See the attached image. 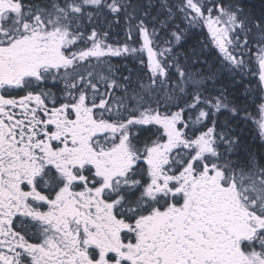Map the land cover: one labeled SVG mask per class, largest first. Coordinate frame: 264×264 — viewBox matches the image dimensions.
Segmentation results:
<instances>
[{
  "label": "trees",
  "instance_id": "1",
  "mask_svg": "<svg viewBox=\"0 0 264 264\" xmlns=\"http://www.w3.org/2000/svg\"><path fill=\"white\" fill-rule=\"evenodd\" d=\"M19 1L30 7V16L41 8L45 26L68 29L80 50L96 43L118 49L115 55L68 62L70 66L40 63L12 83L2 82L0 72V167L16 168L19 178L9 179L16 187L14 196L18 189L26 192L19 197L30 200L27 205L33 212L43 210L45 203L31 199L27 192L53 200L55 191L70 183L73 175L79 188L87 182L100 183L90 163L73 169L72 163L67 164L69 175L54 165L58 158L63 161L70 156L65 146L72 145L69 139L56 137L64 133L56 119L75 113L101 129L97 133L80 123L89 134L88 149L95 154L110 150L119 140V131L102 129L123 126L121 134L133 159L124 176L129 181H146L143 160L147 150L165 139L158 122L135 121L153 114L176 118V128L186 141L207 130L212 132L208 153L199 156L192 147L181 149L184 153L174 158L179 169L191 162L193 168L213 166L225 174L250 175L253 178L244 179L243 184L264 194V100L257 77L258 58L264 54V0ZM197 8L203 16H216V8L234 16L229 55L212 40ZM142 33L158 54V69L151 67L145 56ZM70 47L63 46L61 51L70 55ZM84 152L88 154L87 148ZM27 162L36 168L30 175L18 169ZM6 176V170L0 169L1 183L8 181ZM133 187H122L128 189L130 199L123 206L134 203ZM23 216L14 218V229L22 239L42 244L45 237L39 227Z\"/></svg>",
  "mask_w": 264,
  "mask_h": 264
},
{
  "label": "flooded vegetation",
  "instance_id": "2",
  "mask_svg": "<svg viewBox=\"0 0 264 264\" xmlns=\"http://www.w3.org/2000/svg\"><path fill=\"white\" fill-rule=\"evenodd\" d=\"M29 9L19 0H0V14L4 15L0 31L6 29L7 35L0 38V50L5 49L1 42L41 41L38 35L42 41H64L61 37L55 40L56 32L47 40L44 30L35 29L43 25L41 8L31 16ZM14 14H23V22L8 28L5 19H13ZM13 48L12 44L8 49ZM223 49L228 51L226 46ZM35 58L39 64L44 62L39 53L24 60ZM56 120L64 126V133L56 137L72 141L65 146L67 152L83 154L87 148L93 154L87 129L80 127V123L93 125L91 119L75 113ZM9 137L13 140L14 135ZM71 161L72 169L81 166ZM143 161L149 165L147 159ZM54 165L62 171L61 157ZM0 169L6 170L8 180L0 182V264H264V195L249 198L243 196V190L239 192L245 185L242 181L253 178L250 175L240 177L237 172L225 174L213 166H190L192 171L183 183L178 184L171 172L158 186L152 183L147 168L145 182L129 181L123 173L104 187L94 182L83 183V188L77 181L65 183L55 191L53 200L27 192L31 199L45 203L43 210L33 212L27 205L30 200L19 197L26 192L18 189L14 196L16 187L9 179L19 178L16 168ZM18 169L29 175L36 170L29 162ZM248 186L251 192L257 189ZM122 187L135 188L132 206L122 205L130 200L128 189ZM96 190L98 198H91L90 193ZM23 215L34 220L49 241L34 244L22 239L13 221Z\"/></svg>",
  "mask_w": 264,
  "mask_h": 264
},
{
  "label": "rangeland",
  "instance_id": "3",
  "mask_svg": "<svg viewBox=\"0 0 264 264\" xmlns=\"http://www.w3.org/2000/svg\"><path fill=\"white\" fill-rule=\"evenodd\" d=\"M97 1L98 0H82L83 4H95L97 3ZM76 5H78V3H76ZM209 10L211 11L210 8ZM196 11L200 15V17L203 16L198 8L196 9ZM216 13H218L216 16H213L212 14H206V16L204 15L202 18L205 19L207 28L211 33L212 40L223 51L225 55H229V52L224 50L223 46H226L229 50L228 47L230 46L231 32L236 26L234 16L230 14L231 12L225 10L224 8H216ZM1 16V19H3L4 15L0 14V17ZM20 16L23 17V14H14L13 19H11L12 16L7 17L5 19V22L8 25L7 27L12 28L14 26V23L17 25H21L20 23H22L23 21L22 19H20ZM35 29L44 30L42 33L45 34L47 40L50 39V35L52 34V32H56L55 40L61 37L64 41H42V36L38 35V39L41 38V41L1 42V45H3L5 48L4 50H0V72L3 71L1 73L3 77L1 80L2 82H15L21 75L27 74L29 73V71H33L34 69H36L37 67L35 66L39 64L38 58H35V60H24V58H27L30 54L38 55L39 53L40 55L44 56V64L49 63L52 66L56 64L58 65L57 67H63L68 65L70 66V64L75 63L78 60L86 61L88 59L93 58L94 56H98V58H100L105 55H115L118 53V49H116L115 47H112L110 45H102L99 43L93 44L87 47L86 49L80 50L78 49V47L76 48V38L70 36L68 29L62 26H45L43 24L41 27ZM33 31L34 30H31V32L28 33L31 34L33 33ZM37 33L40 34L39 31H37ZM0 38H7L6 29L0 31ZM12 44L14 45L13 51L8 49ZM142 44V49L145 52L144 41L142 42ZM66 45L71 46L70 48L73 50L70 55H66L63 53V51H61V48ZM58 46H60V49L58 48ZM44 48L46 50H43ZM261 59H264V54L260 55L258 61ZM27 62L29 63L28 66L26 65ZM68 62H70V64H68ZM154 68L156 69L157 67ZM153 120L158 122V124L162 126L165 134V139L157 145L149 147L147 150L144 159H147V161H149V165H147L148 175L154 180V182L152 183L161 186L165 183V176L169 175V173L171 172H174L173 175L175 177V181L178 184H181L183 183V181H185V179L189 176L192 171L190 169L191 162H189L183 168L179 169L177 167L178 165L174 162L175 156L178 153H184V151L181 150L183 147L189 149H191V147L194 148V150L199 156L208 153L211 149L212 132L211 130H207L199 134L195 139L191 141H186L183 138L181 131L176 128V118L170 116L157 117L153 114H147L139 119H136L135 121L137 123H148ZM90 127L94 131H97V133H100L101 131L100 127H97L96 124L90 125ZM109 130L115 133H118L119 131V140L114 144V146L110 150L99 152L96 154H87L86 152L83 154H70L68 158L62 161L63 172L66 173V175L70 174V170L67 164L72 163L71 159H73V162L75 164H79L81 166L90 163V165L95 170L96 175L99 177L101 183L100 186L104 187L110 185V183L112 185L114 177L125 173L128 169L129 160L132 161L133 159L131 157L132 154L127 150V146L125 144V135L121 134L123 126H109V129L103 128L102 132ZM84 157H88L89 160H85ZM176 167L179 170L177 172ZM77 180V177H73L71 183ZM155 184H153V186H155ZM242 190L243 196L249 198L262 197L264 195L262 191L254 190V192H251V187L248 185H244L242 188H239V192H241ZM98 196L99 195L97 193V190L94 194L90 193L91 198H98Z\"/></svg>",
  "mask_w": 264,
  "mask_h": 264
},
{
  "label": "water",
  "instance_id": "4",
  "mask_svg": "<svg viewBox=\"0 0 264 264\" xmlns=\"http://www.w3.org/2000/svg\"><path fill=\"white\" fill-rule=\"evenodd\" d=\"M142 37H143V41H144V49H145V55L149 60V63L152 67H156L158 66L159 62L157 59V53L156 50L153 48V46L151 45V42L148 38H145L144 33H142ZM257 68H258V81H259V86L263 95V99H264V61L260 60L257 64ZM261 125H262V132L264 135V103H263V107L261 110Z\"/></svg>",
  "mask_w": 264,
  "mask_h": 264
}]
</instances>
